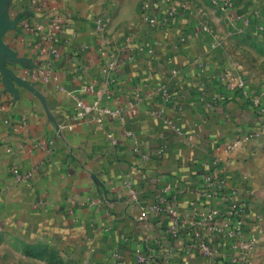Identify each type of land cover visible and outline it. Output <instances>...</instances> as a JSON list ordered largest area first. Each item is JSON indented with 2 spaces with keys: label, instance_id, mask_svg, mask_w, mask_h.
I'll list each match as a JSON object with an SVG mask.
<instances>
[{
  "label": "crops",
  "instance_id": "crops-1",
  "mask_svg": "<svg viewBox=\"0 0 264 264\" xmlns=\"http://www.w3.org/2000/svg\"><path fill=\"white\" fill-rule=\"evenodd\" d=\"M261 21L264 0H0L6 229L45 237L80 264H140L142 250L164 264H263ZM79 99L120 112L77 116ZM214 159L247 202L239 236L216 220L209 254L192 244L206 228L194 218L177 237L164 213L138 218L167 181L169 198L189 188L170 199L181 212L200 209L190 189ZM250 238L244 262L239 241Z\"/></svg>",
  "mask_w": 264,
  "mask_h": 264
},
{
  "label": "built area",
  "instance_id": "built-area-1",
  "mask_svg": "<svg viewBox=\"0 0 264 264\" xmlns=\"http://www.w3.org/2000/svg\"><path fill=\"white\" fill-rule=\"evenodd\" d=\"M150 3L145 1L143 3V12L145 17L149 21H156V17L150 14ZM233 17H236L233 15ZM261 13L259 11L254 12L253 16L245 17V22L250 24L254 19L260 21ZM259 28L264 29V23L261 21L259 23ZM78 111L77 116H82L92 109H98L103 116L104 115H117L120 110L112 109L108 106H100L98 102L94 104H88L84 100L79 99L77 101ZM226 144L225 149H231L235 142ZM129 193L135 202H139V192L138 190L129 182ZM173 189L172 181H167L162 187V194L158 196V200L150 206L142 207L141 214L139 215L140 220H146L148 217V209L152 210L158 214H165L170 220V225L168 227L169 232L172 237H177L181 233V230L187 226L188 218H194L197 224L203 225L206 228L201 231H196L193 235L192 244L201 248L207 253H212L213 248L210 246L209 240L211 239L210 233L213 231H222V228L217 227L215 221L221 219L222 221L232 222L234 224V234L239 236L242 233L245 223H246V213H247V202L244 199H239L241 190L236 188H229L226 183L225 175L220 169V164L218 160L214 159L211 168L203 172L201 184L190 189L195 197L192 200L193 204L198 201L200 209L190 210L186 213L181 212L179 207L171 201L172 197H177L179 194H183L188 191L189 188L183 186L180 187L174 196L166 197L163 192L171 193ZM199 197V198H197ZM171 199V200H170ZM213 201L217 203L214 205ZM219 232V233H220ZM239 246L242 248V259L247 262V257L244 255L248 250L252 249L256 239H241ZM140 264H164L153 259V255H148L143 250L137 255Z\"/></svg>",
  "mask_w": 264,
  "mask_h": 264
},
{
  "label": "rangeland",
  "instance_id": "rangeland-1",
  "mask_svg": "<svg viewBox=\"0 0 264 264\" xmlns=\"http://www.w3.org/2000/svg\"><path fill=\"white\" fill-rule=\"evenodd\" d=\"M257 256H261L264 264V242ZM0 264L80 263L64 246L48 241L45 237L31 236L22 229L8 230L0 219Z\"/></svg>",
  "mask_w": 264,
  "mask_h": 264
}]
</instances>
